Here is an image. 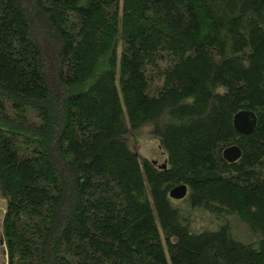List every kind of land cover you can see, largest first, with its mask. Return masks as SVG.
Instances as JSON below:
<instances>
[{
  "label": "trees",
  "instance_id": "obj_1",
  "mask_svg": "<svg viewBox=\"0 0 264 264\" xmlns=\"http://www.w3.org/2000/svg\"><path fill=\"white\" fill-rule=\"evenodd\" d=\"M0 198L6 264H264V0H0Z\"/></svg>",
  "mask_w": 264,
  "mask_h": 264
},
{
  "label": "rangeland",
  "instance_id": "obj_2",
  "mask_svg": "<svg viewBox=\"0 0 264 264\" xmlns=\"http://www.w3.org/2000/svg\"><path fill=\"white\" fill-rule=\"evenodd\" d=\"M127 142L133 151L136 152L139 159H146L149 161H156L157 165L164 164V155L158 147V141L156 138L147 133V130L139 132L138 135L129 136ZM4 211V201L0 198V241L1 237V221ZM0 264H6L5 249L0 243Z\"/></svg>",
  "mask_w": 264,
  "mask_h": 264
},
{
  "label": "water",
  "instance_id": "obj_3",
  "mask_svg": "<svg viewBox=\"0 0 264 264\" xmlns=\"http://www.w3.org/2000/svg\"><path fill=\"white\" fill-rule=\"evenodd\" d=\"M233 125L238 132L247 134L253 130L254 117L250 113H237L233 119ZM240 155V149L236 145L226 147L222 151L223 158L231 163L235 162ZM153 164H156V161H153ZM162 167H165V164ZM186 192L187 188L185 185H178L169 191V196L172 199L179 200L186 195Z\"/></svg>",
  "mask_w": 264,
  "mask_h": 264
},
{
  "label": "flooded vegetation",
  "instance_id": "obj_4",
  "mask_svg": "<svg viewBox=\"0 0 264 264\" xmlns=\"http://www.w3.org/2000/svg\"><path fill=\"white\" fill-rule=\"evenodd\" d=\"M0 243H2V242L0 241Z\"/></svg>",
  "mask_w": 264,
  "mask_h": 264
}]
</instances>
